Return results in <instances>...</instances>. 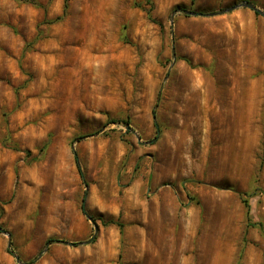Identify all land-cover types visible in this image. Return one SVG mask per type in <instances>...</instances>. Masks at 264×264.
Segmentation results:
<instances>
[{
	"label": "rangeland",
	"instance_id": "obj_1",
	"mask_svg": "<svg viewBox=\"0 0 264 264\" xmlns=\"http://www.w3.org/2000/svg\"><path fill=\"white\" fill-rule=\"evenodd\" d=\"M35 1L0 0V264H264V16L225 11L264 0Z\"/></svg>",
	"mask_w": 264,
	"mask_h": 264
},
{
	"label": "trees",
	"instance_id": "obj_2",
	"mask_svg": "<svg viewBox=\"0 0 264 264\" xmlns=\"http://www.w3.org/2000/svg\"><path fill=\"white\" fill-rule=\"evenodd\" d=\"M20 1L33 3V4H35V5L37 4V2H36L35 0H20ZM67 1H68V0H64V1H63V9H62V13H61V15L57 16L56 18H54L53 20H50V21H48V22H55V21H59V20L63 19L64 15H65L66 8H67ZM191 1H193V0H191ZM147 3L150 4V3H151L150 0H148ZM138 5H139V4H138ZM150 7H151V6H150ZM150 7L147 8V9H145V11H146L148 17H149L150 19H152V18H151V14H150V11H151V8H150ZM153 115H154V111H153ZM125 123H127V122H125ZM44 148H45V145H43V146L41 147V149L39 150V152H42ZM38 155H39V154H38ZM38 155L35 156V159L38 158ZM74 158H75L76 165H77V167H78V169H79L78 158H77V155H76L75 152H74ZM243 203H244L245 207L248 209L249 205H248L247 200L243 199ZM90 219L94 220L93 217H90ZM108 224H115V225H117V226L120 227V228L122 227L121 222H119L118 220H112V219H110V220H107V221H103V225H108ZM258 225H259L260 229H263V227H262L261 224H258ZM49 241L52 242V241H55V240H54V239H51V240H49Z\"/></svg>",
	"mask_w": 264,
	"mask_h": 264
},
{
	"label": "water",
	"instance_id": "obj_3",
	"mask_svg": "<svg viewBox=\"0 0 264 264\" xmlns=\"http://www.w3.org/2000/svg\"><path fill=\"white\" fill-rule=\"evenodd\" d=\"M237 6H246V7L251 8L255 12H258V13H260V14H262L264 16V12L263 11H261L260 9H258L257 7H255L252 3L246 2V1L242 2L241 4L228 7V8L225 9V11H229L231 9H234ZM186 13L187 14H191V15H200L201 14V13H198V12H195V11H186ZM0 232L1 233H6V231L3 228H1V227H0ZM79 243H84V242H79ZM70 244H74V243H70ZM46 247H47V245H46Z\"/></svg>",
	"mask_w": 264,
	"mask_h": 264
},
{
	"label": "bare ground",
	"instance_id": "obj_4",
	"mask_svg": "<svg viewBox=\"0 0 264 264\" xmlns=\"http://www.w3.org/2000/svg\"><path fill=\"white\" fill-rule=\"evenodd\" d=\"M70 46V45H69ZM72 49V48H71ZM73 50V49H72ZM72 50H70V51H72Z\"/></svg>",
	"mask_w": 264,
	"mask_h": 264
}]
</instances>
